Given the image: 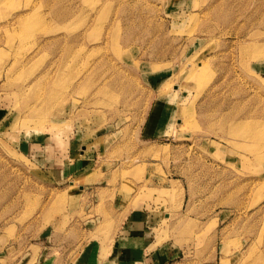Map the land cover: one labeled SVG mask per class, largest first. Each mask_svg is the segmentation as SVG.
Returning <instances> with one entry per match:
<instances>
[{"label": "rangeland", "instance_id": "374dc122", "mask_svg": "<svg viewBox=\"0 0 264 264\" xmlns=\"http://www.w3.org/2000/svg\"><path fill=\"white\" fill-rule=\"evenodd\" d=\"M136 209L264 264V0H0V264H115Z\"/></svg>", "mask_w": 264, "mask_h": 264}, {"label": "crops", "instance_id": "0c3cea01", "mask_svg": "<svg viewBox=\"0 0 264 264\" xmlns=\"http://www.w3.org/2000/svg\"><path fill=\"white\" fill-rule=\"evenodd\" d=\"M84 147L82 157H86L88 151V146ZM151 214L152 212L148 209L146 211L136 209L129 213L119 226L114 250L109 260L114 261L115 264H169V249L161 253L158 249L149 250L153 243ZM114 230H108L110 238H113ZM92 254L88 252L82 260L85 259L89 264H96L98 258Z\"/></svg>", "mask_w": 264, "mask_h": 264}]
</instances>
